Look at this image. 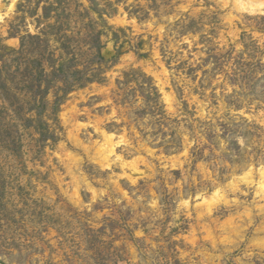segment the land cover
Returning <instances> with one entry per match:
<instances>
[{"label":"rangeland","instance_id":"374dc122","mask_svg":"<svg viewBox=\"0 0 264 264\" xmlns=\"http://www.w3.org/2000/svg\"><path fill=\"white\" fill-rule=\"evenodd\" d=\"M253 4L0 0V264H264Z\"/></svg>","mask_w":264,"mask_h":264},{"label":"bare ground","instance_id":"6f19581e","mask_svg":"<svg viewBox=\"0 0 264 264\" xmlns=\"http://www.w3.org/2000/svg\"><path fill=\"white\" fill-rule=\"evenodd\" d=\"M248 2H250V4L256 3L257 0H247ZM240 5L241 3L238 2ZM236 5V4H235ZM244 5V4H243ZM254 5V4H253ZM262 5V3H261ZM238 6V5H237ZM249 7V6H248ZM246 8V7H245ZM254 9V8H253ZM252 10V9H251ZM233 16V15H232ZM232 19V18H231ZM165 95V94H164ZM165 99V98H164ZM105 138L107 139L106 144L104 143V145L99 149L100 153L102 152L103 154H105V152L107 153H112L113 149H114V145L116 144L115 142H112V138L111 135L109 137L105 136ZM118 143V142H117ZM101 146V145H100ZM106 155V154H105ZM110 156V155H109ZM104 157V156H103ZM107 157V156H106ZM105 159V158H104ZM106 161V160H105ZM249 169V168H248ZM261 170V169H260ZM246 173V172H245ZM250 173V172H249ZM258 173V172H257ZM247 174V173H246ZM248 179V178H247ZM259 186L258 187H262L264 188V170H262L260 178H259ZM256 183V182H255ZM218 191V190H217ZM213 197V195H212ZM215 199V198H214Z\"/></svg>","mask_w":264,"mask_h":264}]
</instances>
